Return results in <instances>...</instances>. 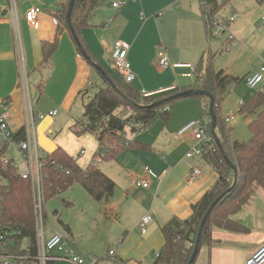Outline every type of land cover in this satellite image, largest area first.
<instances>
[{
	"label": "crops",
	"instance_id": "0c3cea01",
	"mask_svg": "<svg viewBox=\"0 0 264 264\" xmlns=\"http://www.w3.org/2000/svg\"><path fill=\"white\" fill-rule=\"evenodd\" d=\"M120 1H124L122 7L112 6ZM68 3L69 0H16L18 21L14 27L8 12V0H0V102L7 100L9 103L7 114L12 132L24 129L25 105L19 87V66L22 64L29 84H35L39 94L38 98L31 100L34 111L46 115L44 122H40V129L43 126L45 130L48 123V127H51L49 133L59 131L54 141L57 146L54 148L52 144L51 151L61 147L76 158L77 164L84 169L92 163L98 142L88 133L80 137L73 134L72 126L78 118H72L69 112L81 92L92 91V87L102 85L104 76L101 71L104 70L90 64L63 25L60 26L61 34L57 36L56 52L47 63L41 65V44L53 42L58 30L52 18H58V12ZM249 6L250 3L241 8L234 3L237 8L233 17L238 21L231 26V34L234 41L239 39L240 42L220 57L221 48L218 53L217 50L213 53L216 46L208 42L201 7L195 0H103L91 14L89 26L81 30V36L94 56L93 63H100L112 75H115L111 68L114 43H128V61L136 76L131 86L141 92L191 87L195 82L194 75L186 77L182 74L187 70L175 69L172 65L187 63L195 67L200 58L208 53L213 55L215 70L238 78L240 82L236 86H239L245 83L247 76L256 73L250 66L264 63V51L251 48L249 44L256 33ZM30 7L41 9L36 17L37 28L25 20V13ZM160 50L165 51L168 59L166 69L160 68L157 63L156 54ZM242 61L244 63L238 65ZM60 87L64 94L58 93ZM245 99L240 96L235 111L240 109ZM202 103L204 101L191 97L178 100L168 107L169 111H165L168 114L165 120L158 117L134 134L126 131L124 143L132 145V149L121 152L113 160L98 164V169L116 185L112 197L99 201L105 205L107 226L113 229L111 239L119 242L113 259L126 264H141L155 257L164 243L161 227L173 217L188 219L192 214V205L218 179V174L204 157H185L196 144L191 133L174 139L177 131L190 121H208ZM221 105L219 103L220 112ZM53 110L57 111L56 116H47ZM244 116L248 127L254 116ZM49 118L56 120L50 122ZM235 121L236 116L227 124L230 130ZM40 145L43 147L39 140ZM85 147H88L87 150ZM80 151H84V154L81 155ZM77 157H85L84 162ZM193 168H198L201 175L188 182ZM136 180L148 182V187H135L133 183ZM146 215H150L152 220L142 233L137 225ZM233 218L249 228V232L234 233L213 228L212 243L200 248L194 264H246L247 258L264 243V191L258 190ZM68 233L73 239L71 231Z\"/></svg>",
	"mask_w": 264,
	"mask_h": 264
},
{
	"label": "trees",
	"instance_id": "16d2710c",
	"mask_svg": "<svg viewBox=\"0 0 264 264\" xmlns=\"http://www.w3.org/2000/svg\"><path fill=\"white\" fill-rule=\"evenodd\" d=\"M103 0H75L71 13V25L78 39L74 41L78 50H84L88 61L94 67L95 59L85 45L81 30L88 27V20ZM230 0H207V6L201 8L206 33L211 37V27L215 14ZM258 4L264 0H255ZM67 6L58 12V30L53 42L41 44L42 63H47L58 47V37L63 25L66 29ZM209 23V27H208ZM70 32V31H69ZM71 34V33H70ZM72 36V34H71ZM107 74L108 80L96 86L95 90H85L80 93L83 103V114L75 120L72 132L80 137L91 134L98 142V148L93 155V161H110L121 152L132 149L125 145L124 134H132L145 129L153 120L168 117L166 107H171L178 100L191 97L206 102L204 116L208 119L207 131L214 143V151L204 158L218 174L213 186L192 205V214L188 219L171 218L161 227L164 239L163 246L151 264H187L195 244L198 226L211 204L232 186V190L219 200L211 210L202 228L198 252L192 262L195 263L200 248L212 243V230L218 228L234 233H248L249 228L237 222L233 215L247 205L258 190L264 191V91L252 93L240 106V115H252L254 118L248 124L250 138L247 141L233 140L230 129L226 127L220 114L219 103L227 93L240 82L232 75H224L216 71L213 65V55H203L194 67V84L189 88L177 89L150 97H143L141 91L134 89L131 83H126L115 73L112 75L96 62ZM188 89H201L210 93L213 98V110L216 116L215 134L222 153L216 145L210 131L208 115V99L200 95L176 96ZM87 102H83V99ZM125 107L131 112L126 113ZM14 138H24V129L14 133ZM139 147V144L137 145ZM224 157L230 161L235 171L228 166ZM43 205L66 192L70 187L79 184L92 200L107 201L112 197L116 185L97 165L90 164L82 170L75 159L64 149L57 147L46 154L42 163ZM3 181H0V260L11 256L17 264H35L37 259V244L35 216L33 210L32 189L29 180H24L11 169L0 171ZM64 204L70 206L68 201ZM67 232L70 229L65 226ZM26 244L23 245V242ZM113 259V258H112ZM113 264H124L113 259ZM126 264V263H125Z\"/></svg>",
	"mask_w": 264,
	"mask_h": 264
},
{
	"label": "built area",
	"instance_id": "2783aa9c",
	"mask_svg": "<svg viewBox=\"0 0 264 264\" xmlns=\"http://www.w3.org/2000/svg\"><path fill=\"white\" fill-rule=\"evenodd\" d=\"M199 3L200 7L207 6V0H195ZM124 5V1L114 3V8H120ZM8 12L13 21L14 27L17 26L18 12L16 0H8ZM41 12L38 7H30L25 13V20L33 28L38 27L36 21L37 15ZM52 21L55 25H59L58 19L53 17ZM235 17L227 21H213V26L217 32H223L233 25ZM264 24V18L262 19ZM231 37V41H234ZM233 44H228L225 50L228 51ZM130 45L123 41H117L111 50V64L116 70V73L126 83H132L136 76L131 69L128 61V51ZM157 63L160 68H168V59L165 51L160 50L157 54ZM175 69H185L187 72L183 74L186 77L193 76L194 67L187 63H176L172 65ZM246 86L257 92H261L264 89V65L261 66L260 70L252 75L245 78ZM19 87L23 93L24 105H25V124H24V138L16 140L14 133L10 129L7 110L9 103L7 100L0 102V171L11 169L24 180H29L32 189L33 199V210L35 216V230H36V244H37V259L35 264H50L55 260L66 259L71 264H84L83 260L77 255L75 247L70 244L65 237L59 233H54L51 237L46 238L45 234V209L43 205V190L44 186L42 183V163L46 156H41L38 149H33L32 142L34 140L35 129L37 122L43 120L46 115L36 113L30 98V87L27 77V72L20 64L19 66ZM174 90V87L162 88L154 92L142 91L143 97H150L157 94L165 93ZM204 109L207 107L206 102L202 103ZM124 111L130 113L129 107H125ZM165 111H169L166 107ZM57 111L53 110L47 113V116H56ZM234 115H227L222 117L224 123L227 125L234 120ZM208 121L202 119L193 120L184 125L174 135V139H179L186 133H191L196 144L193 146L185 155L186 158H192L194 156L205 157L210 152L214 151V143L212 142L211 136L207 131ZM11 152L16 154L22 161L23 171H20L18 166L14 163V159L11 156ZM83 155L84 151H80ZM201 172L198 168H193L190 172L188 182H193L195 178L199 177ZM133 185L135 187L147 188L148 182L136 180ZM151 216H144L137 225V228L143 233L146 226L151 221ZM1 239V237H0ZM115 255V251H109L108 257L112 258ZM157 256V253H155ZM12 258L8 256L6 259ZM1 264H12L8 261H3ZM246 264H264V243L252 254L247 260Z\"/></svg>",
	"mask_w": 264,
	"mask_h": 264
},
{
	"label": "rangeland",
	"instance_id": "374dc122",
	"mask_svg": "<svg viewBox=\"0 0 264 264\" xmlns=\"http://www.w3.org/2000/svg\"><path fill=\"white\" fill-rule=\"evenodd\" d=\"M218 1L219 4L222 2V0H218ZM234 3L235 5L241 8L244 7L245 5H248V3H250L249 6V8L251 9L250 19L253 27L255 28L256 33L254 35V38L251 40L249 44L251 45V48L254 47L258 51L263 52L264 24H262V19L264 18V1L260 4L254 2L253 0H233L232 2L229 1L215 14L213 21L225 22L231 19L233 17L234 9L237 8L234 7ZM237 21L235 20L234 21L235 23H233V25H235ZM208 27H209V23H208ZM232 27H229V29L220 33L216 31V28L214 26L211 27V37L209 38L208 42L211 41V44L213 46H216L215 49H213V53H215L216 50L218 53L219 49L221 48L218 54L219 57L227 53V51H225L224 49L228 44L232 43L233 45H235L237 42H240L239 39H237V41L230 40L231 37L234 36L231 34ZM76 52L79 55H81L79 51ZM243 63L244 62L242 61L241 63H238V65H242ZM262 65L254 64L250 67L255 69V72H258ZM111 68L112 71L116 73V70L113 68V66ZM185 73L186 71L183 72V74ZM29 87H30V91H29L30 98L31 100L32 99L35 100L36 97L38 98L39 95L37 93L36 85L29 84ZM95 88H96L95 86L92 87V90H95ZM62 89H63L62 87L59 88L60 91L58 92L59 94L65 93V91ZM255 92L257 91H253L249 89L247 86H245V83L243 82L240 83L239 86L232 88L223 98V100L220 102L222 104L221 105L222 109L220 112L222 117L227 115L236 116V121L233 124H231L233 125V128L230 131V135L233 140L247 141L250 138V133L248 131L246 124L247 119L245 120L244 119L245 116H242L238 113L239 109L236 111L234 109H236L237 106H239V104L237 103L240 96H244L247 99L250 93H255ZM83 102H87V99L84 98ZM82 112L83 111H82L81 97H78L74 101V105L71 111L69 112V115L72 118H80L83 114ZM37 113L43 114L41 113V111ZM248 117L249 116H247V118ZM56 118H54L53 120H56ZM45 119L46 118H44L43 120L37 123V127L35 129V134H34V140L32 142L33 149H38L41 156L50 153L52 149V144H54V148L57 146V144L54 141L57 135L59 134L58 130H53L49 133L48 130L51 127H48L49 124L47 122H46L47 123L46 129L44 130L43 126L40 129V126L42 125V124L40 125V122L41 123L42 121L44 122ZM53 120L51 118L48 119V121L50 122H52ZM229 126L230 125H227L226 127L229 129ZM39 140L42 142L43 147L41 145L39 146ZM87 148L88 147H85L84 149L87 150ZM11 156L13 157L14 163L18 166L19 170L23 171L21 159L12 152H11ZM77 158L83 160V162L85 160V157H83V159H81L82 157H77ZM74 159L76 160V158ZM100 162L103 161H94L91 163V165L95 163L98 166ZM86 168L84 169L81 168V169L86 170ZM0 181H3V179H1V176H0ZM63 200L70 202L71 205L68 206L62 203ZM44 209L46 215V220H45L46 238L51 237L56 232L61 234L70 244H72L75 247L77 255L83 260L84 264H113L114 260L112 258H107V256L109 254V251L115 250L116 248L119 247V242L117 239H115L116 241L111 239V237H113L114 234L112 231L113 229H110V227L107 226L106 219L104 218L106 213L105 205L102 202L92 200L91 197L87 194V192L82 188L81 185L75 184L72 187H70L66 192L61 193L58 197L46 202L44 204ZM65 226H67L70 229L73 239L66 231ZM25 244L26 241L23 242V245ZM154 259L155 257H152L151 259H148V261L143 262L141 264H151ZM0 261H8L11 262L12 264H17L13 258H9V259L4 258ZM123 263L125 264V262ZM50 264H71V263L66 259H59L53 261Z\"/></svg>",
	"mask_w": 264,
	"mask_h": 264
},
{
	"label": "water",
	"instance_id": "95a60500",
	"mask_svg": "<svg viewBox=\"0 0 264 264\" xmlns=\"http://www.w3.org/2000/svg\"><path fill=\"white\" fill-rule=\"evenodd\" d=\"M74 2L75 0H69V3H68V6H67V12H66V17H65V21H66V25H67V28L68 30L70 31V33L72 34V37L74 39V41L79 45L78 43V39L74 33V29L71 25V13H72V10H73V7H74ZM81 46L79 45V48ZM81 49V48H80ZM82 55L88 59V56H86V54L84 53V51H82ZM95 68L98 69V67L96 65H94ZM101 74L105 77V79H107V81L111 84L110 80H108L107 76L104 74L103 71H101ZM185 95H200V96H205L207 99H208V115H209V120H210V124H211V127H210V131L213 135V138L216 142V145L217 147L219 148L220 152L222 153V149L220 147V144H219V141H218V138L215 134V128H216V116L214 114V110H213V101H214V98L213 96L204 91V90H201V89H188V90H185L179 94H177L176 96H185ZM225 159V162L228 164V166L233 170V172L235 171L233 165L230 163V161L228 159H226V157H224ZM235 182H236V177L234 176V181H233V184L232 186L227 190L226 193H224L223 195H221L218 199H216L210 206V208L206 211V213L204 214L199 226H198V230H197V235H196V239H195V244L193 246V250H192V253L190 255V258L187 262V264H192L197 252H198V246H199V243H200V236H201V232H202V228L205 224V221L207 219V217L209 216L211 210L214 208V206L219 202V200H221L225 194H227L229 191L232 190L233 186L235 185Z\"/></svg>",
	"mask_w": 264,
	"mask_h": 264
}]
</instances>
